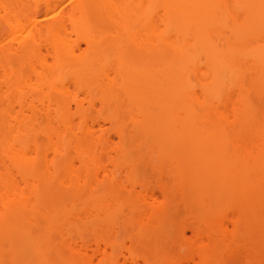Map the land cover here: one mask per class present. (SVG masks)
<instances>
[{
  "label": "bare ground",
  "instance_id": "1",
  "mask_svg": "<svg viewBox=\"0 0 264 264\" xmlns=\"http://www.w3.org/2000/svg\"><path fill=\"white\" fill-rule=\"evenodd\" d=\"M0 264H264V0H0Z\"/></svg>",
  "mask_w": 264,
  "mask_h": 264
}]
</instances>
